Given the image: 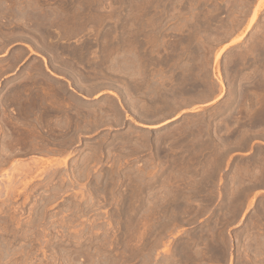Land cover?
<instances>
[{"label": "rangeland", "instance_id": "rangeland-1", "mask_svg": "<svg viewBox=\"0 0 264 264\" xmlns=\"http://www.w3.org/2000/svg\"><path fill=\"white\" fill-rule=\"evenodd\" d=\"M0 128V264H264V0H0Z\"/></svg>", "mask_w": 264, "mask_h": 264}, {"label": "bare ground", "instance_id": "bare-ground-1", "mask_svg": "<svg viewBox=\"0 0 264 264\" xmlns=\"http://www.w3.org/2000/svg\"><path fill=\"white\" fill-rule=\"evenodd\" d=\"M256 18H257V14L254 16V18L252 19L250 25L247 27L246 32L250 29V26L255 22ZM44 61H45V59H44ZM54 76L57 77V78H59V76H57V75H54ZM40 119H41V118H40ZM0 129H1V128H0ZM20 136H21V135H20ZM24 136H25V134H24ZM26 137H27V136H26ZM9 138H10V136H9ZM12 138H13V136H12ZM12 138H11V140H12ZM19 138H20V137H19ZM19 138L15 137V138L13 139V141H14L15 139H17V141H18V140H20ZM21 138H22V137H21ZM24 138H25V137H24ZM13 141H12V142H13ZM17 141H16V142H17ZM22 141H23V140H22ZM9 142H10V140H9ZM14 142H15V141H14ZM16 142H15L14 144H16ZM18 142H19V141H18ZM5 143H6V141H5ZM10 143H11V142H10ZM22 143H23V142H22ZM11 144H12V143H11ZM11 144H10V146L13 145L12 147H10V146H6L5 144H4L5 147L3 146V147L5 148L4 150L8 151V153H9L10 155L15 154V152H18L17 150H16L15 152H13L14 150L12 151L10 148H15V147H17V145L20 144V142H19L18 144H16L15 147H14V144H12V145H11ZM8 145H9V143H8ZM21 145H22V144H21ZM25 145H26V144H25ZM17 149H18V148H17ZM19 149H20V148H19ZM19 149H18V150H19ZM23 149H24V148H23ZM4 150H3V151H4ZM6 151H4V152H6ZM9 151H11V152H13V153L11 154ZM6 153H7V152H6ZM19 153H20V152H19ZM3 154H4V153H3ZM9 154H7V155H9ZM10 155L7 156L8 159L12 158V156H13V155H12V156L10 157ZM4 156H5V155H3V158H4ZM5 157H6V156H5ZM7 157H6V158H7ZM13 157H15V156H13ZM8 159L6 160V162H5V159L3 160V161L5 162L4 166H5L6 163L8 162ZM0 161H1V160H0ZM1 162H2V161H1ZM1 164H2V163H1ZM1 164H0V166L2 167L3 164H2V165H1ZM12 165H13V164H12ZM27 166H29V165H27ZM1 167H0V170L2 169ZM14 167H15V166H13V168H14ZM21 167H22V166H21ZM29 167H31V166H29ZM29 167H28V168H29ZM32 167H33V166H32ZM25 168H26V166H25V167H22V170H24ZM28 168H27V169H28ZM46 168H47V167H46ZM46 168H44V170L47 171L48 169H46ZM17 169L19 170V169H20V166H19V168H17ZM40 169H41V168H40ZM40 169H38V170L40 171V172L38 171L39 174H42V173H41V170H42L43 172H45V171L43 170V168H42L41 170H40ZM13 170H15V169H13ZM18 170H16V171L18 172ZM22 170H20V172H18L17 174L20 173V176H21V172H22V173H27V172H24V171H22ZM29 170H30L31 172L34 171L33 168H32V170H31V168L28 169V171H29ZM25 171H26V170H25ZM36 171H37V168H36ZM48 171H49V170H48ZM28 173H29V172H28ZM32 173H33V172H32ZM13 174H14V173H13ZM2 175H3V174H2ZM11 175H12V174H11ZM25 175H26V174H24L23 176H25ZM37 176H38V175H37ZM37 176H35V177H37ZM42 176H43V175H42ZM42 176H41V177H42ZM0 177H2L1 174H0ZM10 177H11V176H10ZM33 177H34V176H33ZM33 177H32V178H33ZM38 177H39V176H38ZM2 178H3V177H2ZM2 178H1V179H2ZM4 179H5V178H4ZM8 179H10V178H9V175H8V177H6V180H7V181H8ZM25 179H26V178H25ZM35 179H36V178H35ZM35 179H33V180H35ZM15 180H16V179H13L14 182L11 181V180H9V181H8V182H9V185H8V186L10 187V186L12 185V183L14 184V183H15ZM19 180H20V179H19ZM0 181L3 182L4 180L2 179V180H0ZM31 181H32V180H31ZM31 181H30V182H31ZM1 182H0V184H1ZM8 182H7V184H8ZM21 183H22V182H21ZM21 183H20V184H21ZM3 184H4V183H3ZM28 184H29L28 182L25 183V184L23 183V187H24V186H26V187L29 186ZM8 186H7L6 188H8ZM15 186H16V185H15ZM21 186H22V185H21ZM23 187H22V188H23ZM26 187H25V188H26ZM30 187H31V186H29V188H30ZM4 188H5V187H4ZM6 188H5V189H6ZM12 188H15L14 185H12ZM26 189H28V188H26ZM24 190H25V189H24ZM6 191H9V189H6ZM20 192H21V191H20Z\"/></svg>", "mask_w": 264, "mask_h": 264}]
</instances>
